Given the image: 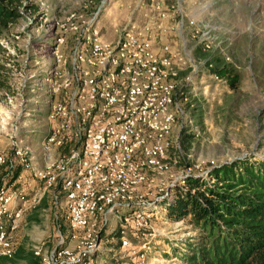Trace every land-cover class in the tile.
Instances as JSON below:
<instances>
[{
    "label": "rangeland",
    "instance_id": "374dc122",
    "mask_svg": "<svg viewBox=\"0 0 264 264\" xmlns=\"http://www.w3.org/2000/svg\"><path fill=\"white\" fill-rule=\"evenodd\" d=\"M141 1L18 0L13 5L18 18L0 32V145L4 153L10 154L11 145L26 147L35 169L44 163L46 156L38 144L48 133L49 74L56 39H63L60 48L67 56L87 29L98 30L107 43L115 44L122 29L139 19ZM164 3L170 48H184L187 53L185 65H174V69L180 85L188 86L176 94L172 106L174 123L164 173L142 169L145 180L132 191L134 200L147 206V224L135 228L130 220L124 222L120 211L108 214L107 230H122L128 248L119 251L121 237L116 233L110 239L98 238L92 242L98 245L92 255L95 264H189L186 258L200 246L207 230L188 216L169 218L163 205L171 203L190 178L220 185L213 176L223 167L235 174L251 170V176L264 183V0ZM190 19L192 26L187 24ZM220 69L227 76L218 75ZM213 74L224 82H214ZM232 76L236 77L233 87ZM68 151L69 145H64L51 154L55 158ZM13 171L5 167L0 175ZM27 178L34 201L23 216L28 215L30 222L23 228L22 217L12 231V254L26 230L25 240L34 245V251L41 246L47 254L87 249L82 243L84 231L65 222L60 200L53 198L55 188L44 189L30 173ZM91 223L103 224L99 218Z\"/></svg>",
    "mask_w": 264,
    "mask_h": 264
},
{
    "label": "built area",
    "instance_id": "2783aa9c",
    "mask_svg": "<svg viewBox=\"0 0 264 264\" xmlns=\"http://www.w3.org/2000/svg\"><path fill=\"white\" fill-rule=\"evenodd\" d=\"M137 9L139 22L125 26L115 44L107 43L98 30L87 29L67 56L60 48L63 39H56L48 133L38 144L46 156L43 166L30 164L33 157L26 147L11 145L6 154L0 145V171L19 167L0 175V258L13 255L12 231L34 201L29 173L44 189L55 188L53 198L60 200L65 222L84 231L87 248L47 254L36 247L40 264H95L92 255L98 245L92 242L111 212L120 211L124 222L130 220L135 228L147 224V206L134 200L132 191L145 180L142 169L164 173L172 106L176 94L188 86L180 85L174 65L184 66L187 53L170 48L164 0H142ZM211 77L224 82L217 74ZM64 145L69 151L53 158L52 151ZM96 218L101 226L91 223ZM125 248L128 241L121 237L119 251Z\"/></svg>",
    "mask_w": 264,
    "mask_h": 264
},
{
    "label": "trees",
    "instance_id": "16d2710c",
    "mask_svg": "<svg viewBox=\"0 0 264 264\" xmlns=\"http://www.w3.org/2000/svg\"><path fill=\"white\" fill-rule=\"evenodd\" d=\"M17 1L0 0V32L17 20L13 7ZM216 73L227 76L225 69ZM229 81L233 87L236 77ZM18 170L19 167L14 172ZM251 175V170L235 174L223 167L213 176L220 185L211 186L190 178L187 187L178 189L173 201L163 205L169 218L188 216L198 227L207 230L198 242L200 246L186 258L187 263L264 264V183L260 177ZM236 190L240 192L234 193ZM121 231L111 232L103 227L99 238L110 239L114 233L120 238Z\"/></svg>",
    "mask_w": 264,
    "mask_h": 264
},
{
    "label": "crops",
    "instance_id": "0c3cea01",
    "mask_svg": "<svg viewBox=\"0 0 264 264\" xmlns=\"http://www.w3.org/2000/svg\"><path fill=\"white\" fill-rule=\"evenodd\" d=\"M28 222H30L28 215H24L21 223L22 227L24 228V226H28ZM24 232L26 234L27 230ZM25 234L22 242H20L16 248V253L11 257H8V259L0 258V264H36V256L34 255V250L32 248L34 245L31 246V244H28V241L25 240Z\"/></svg>",
    "mask_w": 264,
    "mask_h": 264
}]
</instances>
